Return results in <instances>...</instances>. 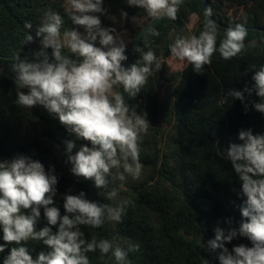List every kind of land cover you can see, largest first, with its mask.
<instances>
[{
	"label": "clouds",
	"instance_id": "9594fccd",
	"mask_svg": "<svg viewBox=\"0 0 264 264\" xmlns=\"http://www.w3.org/2000/svg\"><path fill=\"white\" fill-rule=\"evenodd\" d=\"M182 2L127 0L129 6L143 9L153 18L166 17L173 21L178 18ZM67 3L70 19L78 27L61 31L63 17L49 10L36 29L39 50H30L31 59L13 57L11 70L15 73V82L21 89H27V92H17L15 103L30 109L42 106L58 117L68 133L75 135L74 140L64 141L71 173L93 181L96 189H108L109 177L124 181L126 175L133 180L142 175L140 144L150 122L146 111L138 114L136 106L126 103L124 94L135 98L162 64L154 51L137 47L134 51L140 53V58L126 67V45L114 27L101 26L97 15L106 14L103 0H67ZM121 15L127 17L126 12L122 11ZM204 15L206 22L198 36H177L169 46L172 57L186 61L198 74L205 65L211 64L217 52L222 59L231 60L247 50L246 16L242 14V23L225 29L217 46V25L210 19L212 9L207 8ZM25 27L32 29L31 23ZM81 27L83 32L79 30ZM152 35L158 36L159 32L153 29ZM33 42V36L28 34L24 45ZM251 79L254 81L251 87L246 85L242 91L229 89L227 95L240 100L247 112L248 98L255 93L261 100H252L251 106L264 114V65L259 69L254 67ZM78 140L88 143L80 144L73 153ZM238 140L240 143L228 144L222 157L231 162L239 179L238 195L243 197L239 210L244 220L239 228L215 227L214 238L207 241L206 248L208 253L217 254L219 264H264V134L240 129ZM113 169L122 171L113 176ZM57 184L54 169L46 170L39 160L19 155L0 161V228L4 241L0 244V253L8 244L16 245L2 264H90L88 253L97 250L101 255L111 252L117 264H130L128 253L139 251V244H129L125 250L119 245L114 247L108 239L92 237L89 240L82 226L99 228L105 220L121 222L126 209L134 207V202L124 199L117 206H111L91 201L80 191L75 195L65 194V214L61 215L53 199ZM117 195L116 188L107 192L108 199ZM41 209L47 225L37 230ZM237 237L247 238L251 247L239 244L230 251L226 244ZM30 240L42 241L50 251H41L33 259L27 247ZM203 264L211 262L204 259Z\"/></svg>",
	"mask_w": 264,
	"mask_h": 264
},
{
	"label": "trees",
	"instance_id": "16d2710c",
	"mask_svg": "<svg viewBox=\"0 0 264 264\" xmlns=\"http://www.w3.org/2000/svg\"><path fill=\"white\" fill-rule=\"evenodd\" d=\"M66 2L0 0V161L11 160L19 155L41 161L56 151L67 159L64 141L74 140L75 135L69 134L58 117L49 114L42 106L30 109L15 103L17 92H27V89L18 86L15 73L11 70L14 56H28L31 59L30 50H39L40 38L35 33L49 10L63 17L61 31L78 27L70 19ZM208 3L212 18L224 26L242 23V14L246 16L247 50L231 60H224L218 52L215 53L211 64L205 65L200 74L187 63L173 86L171 84V88L167 89L164 102L159 94L155 73L135 98L124 94L130 106L145 107L147 119L151 122L145 140L151 153L141 150L140 162L152 166V175L124 192V199H131L134 207L126 209L121 222L105 220L99 228L82 226L89 240L92 237L108 239L114 247L119 245L125 250L129 244H139V251L128 253L130 264H203L204 259H208L211 264H219L217 254L208 253L206 248L207 241L214 238V228H239L244 220L239 210L243 200L238 195L240 182L231 162L223 158L222 154L229 143H240V129L264 134V114L251 106L252 100H261L255 93L248 98L247 112L240 100H233L227 93L229 89L242 91L246 85L251 87L254 83L251 79L254 67L259 69L264 65V0H208ZM103 4L115 8L121 21L135 32L133 42L126 49L128 53L139 33L155 18L141 8L129 6L127 0H103ZM205 10L203 0L183 2L176 20L166 17L161 19L135 48L144 51L151 49L161 62L165 61L171 56L169 46L177 36H198L203 30ZM122 11L127 13L126 18L122 17ZM192 16L197 17V22L191 33H188ZM131 17H146L147 22L141 30L136 31L131 25ZM26 23H31V30L25 27ZM153 29L159 32L158 36L152 35ZM225 29L217 26V46ZM28 34L33 36L34 42L24 45ZM48 51L51 56V49ZM127 57L124 62L126 67L138 60L140 53L133 50ZM246 70L247 74L244 75ZM164 79L171 81L166 76ZM117 90L123 92L122 88ZM163 122L169 129L168 139L170 134L173 135V163L165 156L168 131L162 128ZM80 142L88 143L76 141L77 148L73 149V153L78 150ZM169 144L171 147L172 142ZM65 190L62 191L58 186L57 193L63 194L53 198L61 215L65 214V194L75 195L80 191H84L86 198L91 201L116 206L112 199H108L107 192L110 189H96L91 180L76 182L74 191ZM46 225L41 209L37 230ZM2 235L0 228V244H4ZM239 244L251 247V242L245 237L233 239L226 247L231 251L233 246ZM14 246L8 244L5 251L0 253V264ZM27 247L33 259L41 251H50L42 241L30 240ZM88 256L90 264H117L111 252L101 255L97 250L88 253Z\"/></svg>",
	"mask_w": 264,
	"mask_h": 264
},
{
	"label": "rangeland",
	"instance_id": "374dc122",
	"mask_svg": "<svg viewBox=\"0 0 264 264\" xmlns=\"http://www.w3.org/2000/svg\"><path fill=\"white\" fill-rule=\"evenodd\" d=\"M103 7L107 10L106 14H97L100 15L101 19V26L102 27H114L116 30L120 27L119 30H117V36L118 38L126 45V49L130 46V44L133 42V38L135 36V32L129 30L127 26L121 21L120 17L118 16L115 8L113 7H108L103 4ZM66 9L71 12L70 6L66 2ZM102 20L105 22L102 23ZM131 25L134 30L139 31L142 29V27L146 24L147 18H138V17H131ZM197 22V17L192 16L191 18V23L188 25V33H191L193 30V27L195 26ZM81 32H83V28H79ZM97 46H99L97 44ZM161 68L159 70L160 78L158 82V89H159V94L164 102L165 95L167 89L169 87L171 88V84L176 82V80L179 78V75L182 73L184 70L185 66L187 65L186 61H180L177 58H174L172 56L168 57L165 61L161 62ZM164 76L167 78H170L171 81L168 82L166 79H164ZM137 113H142L145 112V107L143 106H138L136 108ZM149 120V119H148ZM150 122V121H149ZM150 125L151 122L149 123V128L150 130ZM162 128L166 129L167 124L163 122ZM167 132V149L165 150V156H167V159L171 161L172 163L174 162V149L175 147L173 146V141L172 137L173 135L170 134L169 139V129H166ZM148 138V133L143 135L142 141L140 144L141 150H146L148 153H151V149L145 144V140ZM172 142V146L170 147V144ZM80 144H86L84 142H80ZM79 144V145H80ZM90 146V145H89ZM44 166L45 169L48 170L50 168L54 169V174L58 177V184L56 187H61L62 191H64V188L66 189L65 191L71 192L75 190L76 182L80 180H85L82 177L77 178L74 176L70 169L72 167L71 163L67 162V159L62 157L58 151L54 152L49 158H44L40 161ZM143 164V170H142V175L139 179L133 180L131 177H128L126 175V179L124 181H120L118 178L113 179L112 177H109V189L111 190L112 188L118 189V195L112 199V201L115 203L117 206L125 197L124 192H128L135 184L142 182L144 179L149 178L150 175H152V166L149 164ZM122 169H113V176H116L119 172H121ZM62 178V179H61ZM123 184V188H120V185ZM63 194V192L61 193ZM61 194H56L57 196H61Z\"/></svg>",
	"mask_w": 264,
	"mask_h": 264
},
{
	"label": "water",
	"instance_id": "95a60500",
	"mask_svg": "<svg viewBox=\"0 0 264 264\" xmlns=\"http://www.w3.org/2000/svg\"><path fill=\"white\" fill-rule=\"evenodd\" d=\"M185 1H187V0H183V2H185ZM204 1V6H205V8L207 9V8H210L209 7V3H208V0H203ZM182 2V3H183ZM181 3V4H182ZM161 19H163V18H155L145 29H143L140 33H139V35L137 36V38L135 39V41H134V43H133V46H132V48H131V50L128 52V53H126V55H130L132 52H133V50H134V48L136 47V45L138 44V42L140 41V39L148 32V31H150ZM210 19L211 20H213L214 22H215V24L217 25V26H219V27H223V28H227V26H224V25H222V24H220V23H218L216 20H214L213 18H212V16L210 17ZM159 78H160V74H159V70H157L156 72H155V80H156V83H157V87H158V82H159Z\"/></svg>",
	"mask_w": 264,
	"mask_h": 264
}]
</instances>
